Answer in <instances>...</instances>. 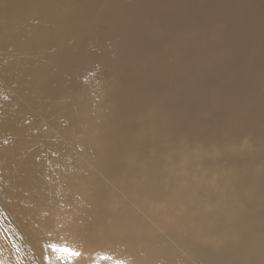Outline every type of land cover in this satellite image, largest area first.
I'll return each instance as SVG.
<instances>
[{
	"label": "bare ground",
	"instance_id": "obj_1",
	"mask_svg": "<svg viewBox=\"0 0 264 264\" xmlns=\"http://www.w3.org/2000/svg\"><path fill=\"white\" fill-rule=\"evenodd\" d=\"M68 56L107 61L118 71L122 81L115 77L109 95L122 110L123 161L136 122L148 115L162 124L149 130L166 126L186 135L184 147L203 139V147L221 153L206 152L200 178L187 174L185 186L172 184L164 193L173 201L172 222L151 226L131 206L113 212L110 222L105 212L71 220L82 246L102 242L131 264H264V0H0V194L20 195L23 207L12 208L22 218L32 208L33 184L53 185L48 163L25 150L66 143L42 140L31 113L42 98L53 100L51 77H80L72 71L77 61L66 68ZM19 84L29 99L12 92ZM90 253L93 259L79 261L119 264Z\"/></svg>",
	"mask_w": 264,
	"mask_h": 264
},
{
	"label": "rangeland",
	"instance_id": "obj_2",
	"mask_svg": "<svg viewBox=\"0 0 264 264\" xmlns=\"http://www.w3.org/2000/svg\"><path fill=\"white\" fill-rule=\"evenodd\" d=\"M69 17L66 20H56L57 24L68 22ZM52 24H56L55 21ZM55 39L59 41L61 35ZM69 61H77L72 71L79 70L80 77L72 80L71 73L67 74L66 80L61 78L59 81L51 77L52 82L47 89L53 92V100L42 98L41 102L34 103L31 113L39 127L37 134L42 140L62 139L66 143L63 147L54 149L45 143L37 144V150L32 147L25 150L26 154L38 152V160L48 163L53 187L38 181L33 184V192L29 197V206L32 208L21 211L24 217H28V221H23L24 217L15 213L12 208L20 211L23 207L18 193L7 190L4 196L0 194V261L6 262L1 264H70V261L82 264L79 260L84 255H90L89 259L94 258L90 253L92 251L100 254L105 260L108 258L119 264H131L129 259L105 250L102 242L93 249L82 246L83 240L70 221L80 222L85 216L90 219L97 213L105 212V222H110L113 212L125 213L126 208L131 206L142 214L151 226L157 227L166 221L172 222L175 212L173 201L168 200V194L164 193L171 190L172 184L185 186L186 181L183 178L187 174L191 173L194 178H200L199 175L203 174L204 169L202 155H207L208 151V155L212 157L221 156L220 150L214 146L210 147H214L213 152L203 147V139L197 143L193 142V146L190 145L189 148L182 144L186 135L171 133V129L166 126L149 130L148 126L156 122L162 124L157 118L148 115L136 122L140 125L139 131L135 137H131L132 149L129 148L122 155L123 161L117 146L121 136L119 130H122L119 125L123 123L122 110L116 108L118 97L109 95V86L115 77L118 79L117 83L122 81L116 76L118 71L110 62L94 58L68 56L66 68L70 69ZM63 64L65 61L61 59L57 62V67ZM121 67L119 63L116 65L117 69ZM49 68L51 71L52 68ZM122 72L125 74V70ZM21 90V84L12 87L14 94L20 93ZM25 95L29 99L30 95ZM39 96L42 97V94ZM18 97H21L19 101L22 98L26 100L21 93ZM130 124L129 122L126 127ZM114 150L117 152L116 157L107 155ZM117 158L121 160L117 161ZM126 158L128 161H125ZM188 162H191V168ZM150 185L151 188L148 187ZM103 187H106L105 190ZM163 188V197L159 199L157 196L162 195ZM91 264L98 263L93 260Z\"/></svg>",
	"mask_w": 264,
	"mask_h": 264
},
{
	"label": "snow or ice",
	"instance_id": "obj_3",
	"mask_svg": "<svg viewBox=\"0 0 264 264\" xmlns=\"http://www.w3.org/2000/svg\"><path fill=\"white\" fill-rule=\"evenodd\" d=\"M54 247V246H53ZM74 255H76V253H73Z\"/></svg>",
	"mask_w": 264,
	"mask_h": 264
}]
</instances>
